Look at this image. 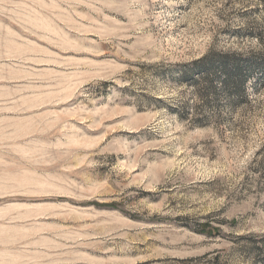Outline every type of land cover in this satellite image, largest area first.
<instances>
[{
	"label": "rangeland",
	"instance_id": "rangeland-1",
	"mask_svg": "<svg viewBox=\"0 0 264 264\" xmlns=\"http://www.w3.org/2000/svg\"><path fill=\"white\" fill-rule=\"evenodd\" d=\"M0 264H264V0H0Z\"/></svg>",
	"mask_w": 264,
	"mask_h": 264
},
{
	"label": "trees",
	"instance_id": "trees-1",
	"mask_svg": "<svg viewBox=\"0 0 264 264\" xmlns=\"http://www.w3.org/2000/svg\"><path fill=\"white\" fill-rule=\"evenodd\" d=\"M219 56L218 55H213L212 58L210 59V62L211 63H216L217 61L220 62L222 65L225 63V59H230L229 61H233V70H230L229 72L226 73V80L227 81H232L234 78L236 79V77L239 75V66H238V62H239V59L238 58H234V57H227V55H224V57L220 56V60L218 58ZM224 71H226V69H224ZM239 79V78H238ZM241 82V79L239 80ZM204 230V228L202 229ZM214 231H217L215 230L214 228H210L209 230H207L206 233H212Z\"/></svg>",
	"mask_w": 264,
	"mask_h": 264
}]
</instances>
